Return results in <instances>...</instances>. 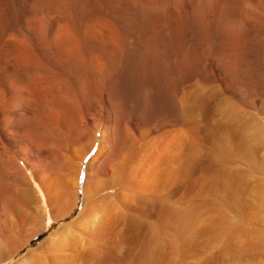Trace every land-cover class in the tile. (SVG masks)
Wrapping results in <instances>:
<instances>
[{
    "label": "bare ground",
    "instance_id": "bare-ground-1",
    "mask_svg": "<svg viewBox=\"0 0 264 264\" xmlns=\"http://www.w3.org/2000/svg\"><path fill=\"white\" fill-rule=\"evenodd\" d=\"M200 53L252 106L264 89V0H0V264L74 210L82 173L76 218L17 264H46L94 226L91 197L126 188L137 146L183 126L189 162Z\"/></svg>",
    "mask_w": 264,
    "mask_h": 264
},
{
    "label": "rangeland",
    "instance_id": "rangeland-1",
    "mask_svg": "<svg viewBox=\"0 0 264 264\" xmlns=\"http://www.w3.org/2000/svg\"><path fill=\"white\" fill-rule=\"evenodd\" d=\"M200 56L198 73L204 77L189 87V162L183 126L153 143L156 150L137 146L133 164H127L126 188L91 197L98 207L95 225L76 230V237L48 252L46 264H264V89H250L256 94L250 93L254 105L247 106L236 94L243 85L227 86L205 53ZM84 181L82 173L74 210L47 223L6 264H17L73 222ZM42 207L48 220L46 200Z\"/></svg>",
    "mask_w": 264,
    "mask_h": 264
}]
</instances>
